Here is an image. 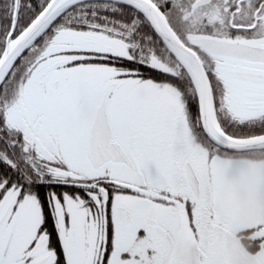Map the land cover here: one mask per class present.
Returning a JSON list of instances; mask_svg holds the SVG:
<instances>
[{"label": "snow or ice", "instance_id": "snow-or-ice-1", "mask_svg": "<svg viewBox=\"0 0 264 264\" xmlns=\"http://www.w3.org/2000/svg\"><path fill=\"white\" fill-rule=\"evenodd\" d=\"M0 264H264V0H0Z\"/></svg>", "mask_w": 264, "mask_h": 264}]
</instances>
